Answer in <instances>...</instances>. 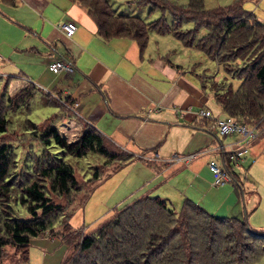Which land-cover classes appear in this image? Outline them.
I'll list each match as a JSON object with an SVG mask.
<instances>
[{
    "label": "trees",
    "instance_id": "trees-1",
    "mask_svg": "<svg viewBox=\"0 0 264 264\" xmlns=\"http://www.w3.org/2000/svg\"><path fill=\"white\" fill-rule=\"evenodd\" d=\"M0 1L11 5L14 2ZM173 1L137 0L129 3L136 7L148 5L153 7L152 10L160 9L168 12L171 18V23L164 16L147 23L138 16L116 14L107 0H70L85 9L104 40H132L140 52H144L150 34L170 36L184 49L200 53L222 66L226 74L240 81L237 90L218 82L227 89L223 91L215 87L211 92L205 82L209 78L212 84H216L214 77L204 73L192 77L204 92L209 90L208 96L227 117L248 128L258 126L263 130L264 23L259 22L253 13L245 11V0H234L231 6L211 10L205 9L204 0H188L186 4ZM188 23L192 28L183 29ZM238 61L242 66L237 68V75L232 76L229 67ZM190 64L196 74L195 68L199 67V63ZM12 79L0 77V138L9 131L10 113L28 107L37 91L36 86L29 83L12 97L7 89ZM49 103L63 108L60 98H53ZM205 108L212 113L208 107ZM65 116L54 115L42 124L25 122L30 129L26 128L24 134L33 135L42 150L34 155L33 164L32 158L24 164L23 174L16 172L19 160L14 148L0 143V264L8 246L23 251L27 264L32 239L54 231L56 226H60L53 221L54 218L65 216V209L56 204L52 196L67 198L82 192L74 167L66 161L67 157L84 159L88 155H98L105 159L103 165L91 169V183L98 182L103 170L113 164L123 167L134 160V155L124 152L88 125L83 127L76 141L68 142L57 125ZM90 195L91 192L85 196L80 209ZM20 208L28 218L16 215ZM153 210H157L158 214ZM73 216L74 212L65 217L66 224L62 223L63 228L53 235L67 246L71 244L67 233L81 238L80 232L76 233L69 224ZM108 222L102 223L93 235L83 237L78 246L84 253L80 260L85 258V254L94 255L96 252V258L88 260V264H256L264 255V248L257 247L264 238L250 235L245 221L212 216L191 201H186L175 212L165 200L145 196L125 207ZM108 245L113 257L107 251ZM68 259L65 264H69Z\"/></svg>",
    "mask_w": 264,
    "mask_h": 264
},
{
    "label": "crops",
    "instance_id": "crops-1",
    "mask_svg": "<svg viewBox=\"0 0 264 264\" xmlns=\"http://www.w3.org/2000/svg\"><path fill=\"white\" fill-rule=\"evenodd\" d=\"M19 1L28 6L18 4ZM0 4L10 9H32L40 15H46L48 11L46 0H14L12 5L0 1ZM63 12L66 22H73L77 30L70 39H66L57 27L47 35L51 57L45 67L47 72L39 79L48 82L51 87L62 79L67 80V88L55 94L62 93L58 96L70 99V104L75 106L80 120H76L74 132L79 131L82 123L91 126L124 152L134 155V160L126 166L141 163L140 166L153 169L152 176L144 180V189L141 187L137 192L141 193L139 198L158 197L175 212L186 201H191L207 213L237 215L233 218L248 220L244 196L247 193L241 186L248 180V176L243 174V164L248 154L255 158L260 150L256 151L253 146L247 149L239 135L223 137L213 134L209 131L210 121L197 118L198 111L207 107L213 99L207 97L197 80L188 75L186 58L168 60L169 56L176 55L170 49L169 39L176 44L178 42L170 36L150 34L145 51L140 52L132 40L102 39L85 9L70 0ZM32 13L37 17L36 13ZM58 41L67 48V54L57 52L55 45ZM58 59L72 65L74 73L62 76V73L52 72L50 64ZM0 75L5 74L0 71ZM21 82L25 86V82L28 84L30 80ZM15 89L19 90V87ZM218 108L219 112L213 117L225 118L221 107ZM62 119L65 121L64 117ZM231 154L239 155L235 169L231 167L233 163L227 161ZM192 155L196 157L190 161L177 160ZM210 161L233 177L237 183V187L233 188L234 195L229 186L231 184L215 186L210 183L213 180L208 167ZM126 166L120 169L124 170ZM203 175L206 179L202 178ZM104 182H100V190L94 195L104 192L107 185ZM136 191L135 188L133 192ZM238 191L242 193L245 204L243 211L242 208L240 210L242 204ZM217 195L221 199L215 200ZM254 206L255 203L249 207L252 208L250 214L260 207Z\"/></svg>",
    "mask_w": 264,
    "mask_h": 264
},
{
    "label": "rangeland",
    "instance_id": "rangeland-1",
    "mask_svg": "<svg viewBox=\"0 0 264 264\" xmlns=\"http://www.w3.org/2000/svg\"><path fill=\"white\" fill-rule=\"evenodd\" d=\"M107 1L116 14L138 16L147 23L153 22L164 16L166 21L171 23L168 12H163L160 9L152 10L153 7L148 5L142 7H136L135 4L128 5L137 0ZM177 1L179 4H186L188 2V0ZM233 2L234 0H204V6L206 10H211L218 7L223 8L231 6ZM46 3V8H48L46 15H40L34 10L29 9L36 13L37 17L26 8L10 9L6 7V5L0 4V71L5 74L0 77L13 78L7 88L9 94H12V97H14L18 91L24 90L28 86L29 83L27 84L25 82L26 85L23 86L21 81L30 80V83L37 88L34 97L30 100L28 107H26L27 109L21 108L17 113H10L9 119L11 124L9 126V131L7 135L0 138V143L8 144L16 151L19 160L16 169L18 174H23L22 168H24V164L30 158H32L33 164L34 155L40 154L42 150L39 142L33 135L29 133L24 134L26 128L30 129V125H28V127H26L27 125L25 126L26 121H30L34 124H42L46 119L54 115H66L64 117L65 121L62 119L57 125L60 133L67 138L68 142L76 141L78 137L81 136L83 127L85 126V124L82 123V126L78 128L79 131L74 132V129L77 128L75 122L77 119L80 120V116L76 113L74 108L75 106L69 104L70 99L55 97L63 95L62 93L55 95V93L67 88V80L62 79L60 82L55 83L54 87H51L48 86V82L39 79L41 75L44 77L47 72L45 67L47 61H49L51 57L50 43L48 44L46 42V37L51 31H54L56 27L58 28V26L67 21L63 9L68 4V0H46ZM18 4L26 3L19 1ZM25 6L28 5L26 4ZM244 9L245 11L253 13L259 22L264 23V0H245ZM189 27L192 28V25L189 23L184 24L183 29H190ZM169 40H171L169 42L172 46L170 49H173L176 53V55L169 56V59L172 61L176 57L181 59L186 58V61L189 63L188 73L194 78L195 75L199 73L214 77L217 81L216 84H212L209 78L207 82H205L211 92H213V88L215 87L218 89L221 88L223 91L227 89L222 84H218V82L230 86L233 90L239 88L240 81L226 74L222 66L206 59L205 56L200 53L183 50L178 43L176 44L172 39ZM55 46L59 54L66 53L67 48L61 41H58ZM190 63H199V67L197 69L195 68L196 74L193 73V66ZM239 66H242V63L238 61L235 62L234 66L229 67L232 76L237 75V68ZM225 70L227 71L228 68L226 67ZM22 75H25V77ZM64 75L65 74L62 73V76ZM16 87H19V90L15 89ZM205 94L209 97V90H207ZM52 97L56 99L60 98V102L63 106L62 109L59 106L49 103L53 100ZM57 103H59V101H57ZM207 107L212 111L213 115H216L217 111L219 112V106L216 105L213 100ZM73 120L74 122H72ZM257 129L260 131V135L256 139L257 141L255 140L246 147L247 149L252 146L253 149L256 147V151L260 150V153L256 155L255 158L250 154L246 156V158H248L243 164V174L248 176V180H245V182L241 184L242 190L247 193V195L244 196L246 199V211L249 218L248 220L242 218L240 221H245L255 233L264 234V129L260 130L258 126ZM66 161L74 167L78 186L82 188V192L79 194H71V196L67 198L52 196L56 204H60L65 209V216L54 218L53 221L56 224L60 223V226H56V228L58 227L57 229L55 228L52 232L49 231L41 237L32 239L28 248L27 264H65L68 258L69 264L70 262L71 264H88V260H94L93 258H96L98 255L96 252H94V255L85 254V258L80 260L84 257V253L80 252L78 246L83 237L93 235L102 223L105 222L107 224L108 221L116 217L125 207L140 199L139 195L141 193L139 194L137 192L140 191L141 187L144 185V180L149 179L153 173V169L140 166L139 164L141 163L134 164V166L132 165L131 167L128 165L129 167L126 166L124 170L119 169L121 165L113 164L110 168L103 170L102 177L98 182L91 183V169L103 165L105 161L103 157L88 155L84 159H76L69 156ZM232 167L233 169L236 168L235 166ZM107 174L111 175L108 176ZM106 177L110 179L104 182L105 179H107ZM202 178L204 179L205 176L203 175ZM101 181L104 182V185L107 183L106 187L103 189L104 192H99L94 195L95 191L97 192L100 190ZM210 183L213 185L214 179ZM229 186L234 195V185ZM235 187H237V183ZM135 188L137 191L133 192ZM142 189L144 188L142 187ZM89 192L92 193L91 198L89 197L83 209H80V205L83 204L84 198ZM238 194L240 195L242 204L240 210L242 208L243 211V205L245 204L242 202V193L238 191ZM109 195L110 197L107 198ZM218 198L221 199L219 195L214 197L215 200ZM254 203V207H260L257 208L256 212L250 214L252 208L249 209V207ZM72 212H74V216L69 224L76 233L80 232L81 238L77 239L74 233H72V235L67 233V236L71 239V244L67 246L62 243L58 237H53V235L57 234L61 228H63L67 220L65 217L68 218ZM111 212L112 214L107 218V215ZM153 212L156 215L158 214L157 210H153ZM16 215L22 219L29 217L21 208L16 212ZM84 215L86 218L83 217ZM211 215L225 218L237 217V215L224 216L218 212L212 213ZM151 216L153 217L152 212ZM83 220H85L84 223ZM62 223L64 224L61 227ZM257 247L258 249H261V247L264 248V241L258 243ZM107 251L109 253L112 252L110 245L107 246ZM262 251H264V249H262ZM22 252L23 251L20 252L14 247H6L4 249L2 264H26ZM110 257H113L111 253ZM256 264H264V255L258 259Z\"/></svg>",
    "mask_w": 264,
    "mask_h": 264
},
{
    "label": "built area",
    "instance_id": "built-area-1",
    "mask_svg": "<svg viewBox=\"0 0 264 264\" xmlns=\"http://www.w3.org/2000/svg\"><path fill=\"white\" fill-rule=\"evenodd\" d=\"M58 30L63 34L66 39H70L74 36L77 27L73 22H65L62 25L58 26ZM50 70L57 74L64 73L66 75H71L74 73L73 67L64 60H55L50 64ZM197 118L205 119L210 121L209 131L213 134L219 136H229V135H239L242 137V142L244 145L251 144L254 142L257 137H259L260 132L256 127L248 128L246 125H243L236 121L233 118L225 117L223 119L213 117L212 113L206 108L200 109L197 113ZM196 155L189 156L185 159H179L178 161L187 162L191 159H194ZM239 160V155L234 154L230 155L228 161L233 163V166L237 164ZM228 163V164H230ZM209 169L212 172L214 185L215 186H224L226 184L235 185L236 182L233 177L224 169H222L214 161H210L208 164ZM232 167V166H231Z\"/></svg>",
    "mask_w": 264,
    "mask_h": 264
},
{
    "label": "water",
    "instance_id": "water-1",
    "mask_svg": "<svg viewBox=\"0 0 264 264\" xmlns=\"http://www.w3.org/2000/svg\"><path fill=\"white\" fill-rule=\"evenodd\" d=\"M248 233L256 238H264V234H258L252 231L250 228L247 229Z\"/></svg>",
    "mask_w": 264,
    "mask_h": 264
}]
</instances>
